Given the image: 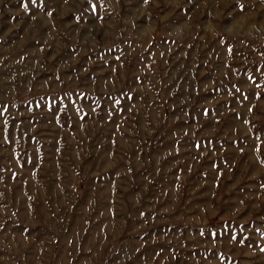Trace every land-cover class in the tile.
<instances>
[{"label": "rangeland", "instance_id": "obj_1", "mask_svg": "<svg viewBox=\"0 0 264 264\" xmlns=\"http://www.w3.org/2000/svg\"><path fill=\"white\" fill-rule=\"evenodd\" d=\"M23 1L0 264H264V0Z\"/></svg>", "mask_w": 264, "mask_h": 264}, {"label": "crops", "instance_id": "obj_2", "mask_svg": "<svg viewBox=\"0 0 264 264\" xmlns=\"http://www.w3.org/2000/svg\"><path fill=\"white\" fill-rule=\"evenodd\" d=\"M8 1H17V0H8ZM31 1L32 0H24L23 2H24V5H25V12H26V14H29V12L30 13H32V10H33V8H32V6H31ZM29 2H30V5H29ZM0 5H1V0H0ZM12 7H9V10L7 11V12H9L10 13V17H13V18H15V15L14 14H16V10H15V8H14V6L13 5H11ZM58 9H59V11H63V10H68L69 9V7H68V5H63V6H59L58 7ZM0 13H1V11H0Z\"/></svg>", "mask_w": 264, "mask_h": 264}]
</instances>
